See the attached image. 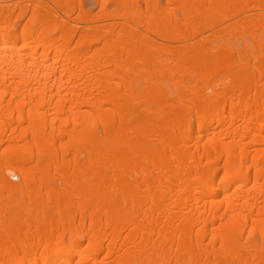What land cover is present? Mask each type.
I'll use <instances>...</instances> for the list:
<instances>
[{"label":"bare ground","instance_id":"bare-ground-1","mask_svg":"<svg viewBox=\"0 0 264 264\" xmlns=\"http://www.w3.org/2000/svg\"><path fill=\"white\" fill-rule=\"evenodd\" d=\"M0 264H264V0H0Z\"/></svg>","mask_w":264,"mask_h":264}]
</instances>
